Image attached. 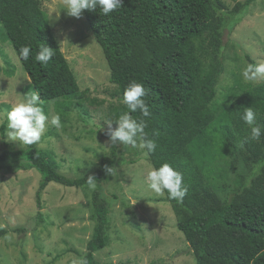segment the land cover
Returning a JSON list of instances; mask_svg holds the SVG:
<instances>
[{
    "label": "trees",
    "instance_id": "obj_1",
    "mask_svg": "<svg viewBox=\"0 0 264 264\" xmlns=\"http://www.w3.org/2000/svg\"><path fill=\"white\" fill-rule=\"evenodd\" d=\"M254 1L236 2L228 19L215 16L222 7L219 0H123L121 8L109 16L82 11L108 64L109 81L118 86L122 100L132 81L149 90L145 100L150 116L130 112L126 105L125 109L133 118L147 122L145 130L157 144L156 150L147 154L153 168L168 163L183 175L188 192L182 202L169 199L167 193L165 199L196 264H264V135L259 141L249 139L250 128L240 119L245 107H251L264 126V82L245 90L221 113H217L214 100L223 70L226 19L230 31ZM0 42L12 46L45 114L49 101H55L56 110L63 114L75 99H86L39 0H0ZM43 44L55 53L47 64L35 60ZM22 46L31 48L27 61L19 58ZM220 144L233 156H240L247 167L246 175H237L222 196L211 181ZM4 145L0 171L35 169L40 173L39 208L41 192L49 182L68 187L88 185V176L68 179L58 173L51 153L36 144L24 149ZM122 162L118 146L111 145L91 173L95 183L109 179L105 166L114 168ZM90 203L93 233L83 261L97 264L94 252L108 243L109 202L98 187ZM36 219L42 221L39 212ZM5 232L0 229V237Z\"/></svg>",
    "mask_w": 264,
    "mask_h": 264
},
{
    "label": "rangeland",
    "instance_id": "obj_2",
    "mask_svg": "<svg viewBox=\"0 0 264 264\" xmlns=\"http://www.w3.org/2000/svg\"><path fill=\"white\" fill-rule=\"evenodd\" d=\"M219 1L222 7L215 16L228 19V11L244 0ZM39 5L86 99H75L63 114L56 110L55 101H49L47 114H59L61 127L49 126L41 138L43 146H36L51 153L57 172L66 178L88 176L112 145L105 121L127 112L125 104L118 86L109 81L108 64L83 12L79 18L67 15L63 0H39ZM227 19L222 29L223 70L214 97L217 113L261 83L246 82L242 72L251 63L246 56L253 63H264V0L252 2L230 31ZM32 92L12 46L0 42V152L6 148L4 142L14 149L25 148L7 140L4 114ZM111 127H116L115 122ZM117 146L123 162L115 165L107 181L96 183L109 202L108 243L94 252L97 264H196L165 195L157 196L146 187L145 176L153 169L148 155L138 148ZM217 149L211 181L222 196L237 175H246L247 167L228 147L220 144ZM40 179L35 169L0 171V229L6 230L0 237V264H81L93 233L90 199L94 189L49 182L41 192L39 208ZM38 212L42 221L36 219Z\"/></svg>",
    "mask_w": 264,
    "mask_h": 264
},
{
    "label": "clouds",
    "instance_id": "obj_3",
    "mask_svg": "<svg viewBox=\"0 0 264 264\" xmlns=\"http://www.w3.org/2000/svg\"><path fill=\"white\" fill-rule=\"evenodd\" d=\"M122 5L123 0H63L62 9L67 15L75 18H79L83 10L98 11L100 15L109 16L120 9ZM30 53V46H22L19 49V58L27 61ZM54 54L53 48L43 44L40 46L35 60L41 64H47ZM242 76L246 82H264V63H248L243 69ZM148 91L143 84L132 81L124 91L123 103L130 112L138 111L143 117H148L150 109L145 100ZM40 105L39 94L32 92L6 111L4 119L7 122V140L24 146L41 144V138L49 126L61 127L59 114L51 112L45 114ZM240 119L250 128L249 139L259 141L264 135V126L258 123L257 112L251 107H245ZM105 122L109 125L107 136L110 144L138 148L144 150L145 155L156 150L157 144L146 132L147 122L144 119L133 118L129 112H125L117 120L109 119ZM113 122L116 124L115 128L111 127ZM241 143L243 144V141ZM41 146L43 145L41 144ZM104 170L110 175L114 171L112 166H105ZM95 181L96 178L93 175H88L87 184L90 189L96 188ZM145 184L148 191L155 195L163 196L167 193L169 199L180 202L188 192L182 173L168 163L162 164L159 168L150 169L145 176ZM81 264H86V261H81Z\"/></svg>",
    "mask_w": 264,
    "mask_h": 264
},
{
    "label": "water",
    "instance_id": "obj_4",
    "mask_svg": "<svg viewBox=\"0 0 264 264\" xmlns=\"http://www.w3.org/2000/svg\"><path fill=\"white\" fill-rule=\"evenodd\" d=\"M188 250H191V247H189Z\"/></svg>",
    "mask_w": 264,
    "mask_h": 264
}]
</instances>
